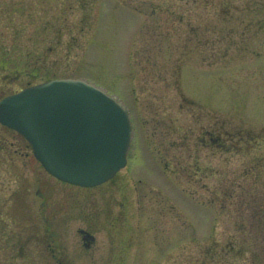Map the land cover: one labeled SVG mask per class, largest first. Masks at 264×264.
I'll return each mask as SVG.
<instances>
[{
	"label": "rangeland",
	"instance_id": "rangeland-1",
	"mask_svg": "<svg viewBox=\"0 0 264 264\" xmlns=\"http://www.w3.org/2000/svg\"><path fill=\"white\" fill-rule=\"evenodd\" d=\"M66 77L127 105L128 166L83 190L0 144V264H58L40 245L51 224L72 264H230L264 213V0H0V100ZM95 198L86 252L84 222L60 213Z\"/></svg>",
	"mask_w": 264,
	"mask_h": 264
},
{
	"label": "water",
	"instance_id": "water-1",
	"mask_svg": "<svg viewBox=\"0 0 264 264\" xmlns=\"http://www.w3.org/2000/svg\"><path fill=\"white\" fill-rule=\"evenodd\" d=\"M0 118L24 135L45 169L64 182L95 187L127 164L130 115L87 81L61 79L28 88L0 103Z\"/></svg>",
	"mask_w": 264,
	"mask_h": 264
},
{
	"label": "flooded vegetation",
	"instance_id": "flooded-vegetation-1",
	"mask_svg": "<svg viewBox=\"0 0 264 264\" xmlns=\"http://www.w3.org/2000/svg\"><path fill=\"white\" fill-rule=\"evenodd\" d=\"M0 127L6 132L13 134L11 130L5 128L2 126L1 122H0ZM3 130H1L2 132H4ZM0 131V144L2 145L1 150L4 152H7L9 154H11V151L14 150V153L19 152L20 150H23V147L18 148V144L14 141V142H10V140L8 139L9 137L6 136V134L2 133ZM14 140H16V138H14ZM25 147L29 148V145L26 144ZM27 148V149H28ZM105 185V184H104ZM72 186V185H69ZM103 186V185H102ZM75 188H80V187H76V186H72ZM101 187V186H100ZM98 188V187H97ZM83 190H88L86 188H80ZM95 189V188H94ZM103 193V191H101ZM101 198L103 199L104 197L101 196ZM99 199H94L95 204L96 202H98ZM71 207L69 206H65L62 208L60 215H66V217L69 220H73L75 222H78L77 219L79 221H83V228H77V237H79V239H81V243H82V248H84V250L86 252H90L91 250L94 249V247L98 245V236H97V231L98 230V225L95 224L98 220L99 217L103 214V207H97L96 204V209L97 212L94 211L92 208H90V214H88L86 211L88 210L87 205L85 206L81 201H78L76 203H74L73 205L70 204ZM66 211H68L66 213ZM76 211V212H75ZM47 226V222L44 225V227ZM49 226V225H48ZM47 228V227H46ZM51 228V229H50ZM62 228L60 227L59 224H51L50 227L47 228L46 231V235L44 240H42L40 245H43L44 247L46 246L48 249V252L50 253V258L52 259V261L58 263V264H72L73 260L77 257L76 256H71V255H67L66 254V250H65V246H61L59 243L61 241L64 240L63 238V233H61ZM44 234V233H43ZM62 234V235H61ZM36 240L38 241V237H35ZM79 257H82L79 256Z\"/></svg>",
	"mask_w": 264,
	"mask_h": 264
},
{
	"label": "trees",
	"instance_id": "trees-1",
	"mask_svg": "<svg viewBox=\"0 0 264 264\" xmlns=\"http://www.w3.org/2000/svg\"><path fill=\"white\" fill-rule=\"evenodd\" d=\"M264 213L252 214L249 218L251 221L250 226H245L241 229V239L236 237L231 238L225 246V257L228 259L227 263L230 264H264ZM240 241V243L238 242ZM212 258L209 261H213L220 258H216V250L212 253ZM249 254L250 257L245 255ZM239 256V257H238ZM240 258V259H239ZM242 259V263H241ZM218 262V261H217ZM215 264H217L214 261Z\"/></svg>",
	"mask_w": 264,
	"mask_h": 264
}]
</instances>
